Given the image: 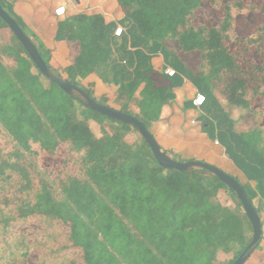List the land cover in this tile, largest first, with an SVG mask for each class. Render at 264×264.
Here are the masks:
<instances>
[{"label":"trees","instance_id":"trees-1","mask_svg":"<svg viewBox=\"0 0 264 264\" xmlns=\"http://www.w3.org/2000/svg\"><path fill=\"white\" fill-rule=\"evenodd\" d=\"M4 1L52 71L107 106L113 98L96 99L95 82L117 88V109L155 139L151 122L168 105L167 130L207 132L231 159L239 151L264 198V0H79L80 9L60 14L67 0ZM159 55L175 75L155 68ZM33 68L0 19V264H120L115 253L128 264H223L217 255L239 241L233 262L251 239L246 223L252 232L234 191L198 170L160 167L136 129L86 108L106 136L97 140L70 117L73 103H84ZM195 85L200 108L188 97ZM186 109L196 120L169 124ZM12 177L19 186L8 191ZM222 190L234 208L222 209ZM120 244L128 248L117 252Z\"/></svg>","mask_w":264,"mask_h":264},{"label":"water","instance_id":"water-1","mask_svg":"<svg viewBox=\"0 0 264 264\" xmlns=\"http://www.w3.org/2000/svg\"><path fill=\"white\" fill-rule=\"evenodd\" d=\"M76 2L79 3V0H76ZM0 19L3 20V22L9 27L14 36L21 43V45L29 55L32 63L44 77H46L49 81L55 83L67 95L78 97L84 103V106L87 109L95 111L107 118L129 125L132 128L136 129L151 149V152L160 167H163L165 169H174L183 173H188L192 170L200 169L203 172H207L210 175L214 176L227 188L234 191L247 215V218L250 221L252 234L250 241L231 264H246L253 251L257 248L263 235L261 217L258 214L255 206L251 202L245 187L233 175L224 172L215 165L206 161L197 159H173L169 154L163 151L160 144L148 131L143 121L133 115L123 112L120 109H115L96 101L88 94L85 89L79 87L78 85L67 82L64 78L52 72V70L48 67V65L38 52L34 43L24 33V31L14 20V18H12L10 14L3 8L1 3Z\"/></svg>","mask_w":264,"mask_h":264},{"label":"crops","instance_id":"crops-1","mask_svg":"<svg viewBox=\"0 0 264 264\" xmlns=\"http://www.w3.org/2000/svg\"><path fill=\"white\" fill-rule=\"evenodd\" d=\"M91 6L89 3L83 5V9ZM67 7H71L74 9H80V2L77 3L75 0V4H70V6H66L64 10H66ZM130 38H128V45L129 48L134 50L137 46L140 47L139 43H136L134 47L130 46ZM150 48H153V46H150ZM155 57L152 60V63H156V67H158V64L160 61L164 62L163 57L159 55V57ZM63 64H67V61L59 58L58 59ZM165 64V63H164ZM169 65V64H166ZM94 80L92 77L88 78H82L80 79L81 83L83 85H87L89 81ZM96 88L103 86L104 84L100 83L99 81H96ZM193 85V84H190ZM196 86V85H195ZM196 92H198V86H196V89L189 93L188 97L194 98ZM102 94V91H100ZM140 97V96H139ZM154 106L157 107L158 102L153 101ZM200 112L197 108L195 109ZM171 113V108L168 105H163L161 107V117L158 121H152L151 122V130L153 134L155 135L156 139L159 141L160 145L163 149H166L167 152L172 153L174 155L180 154V160H189V159H202L208 163H211L225 172L233 175L236 177L248 191V194L250 195L252 199V203L255 207H260L261 209V219H264V198L261 197L259 194L256 182L250 178V176L247 174L246 170L243 168V164H240V162L245 161L241 158L240 152L236 150V157L231 159L226 157V148L221 145L220 143H216L213 141V137L210 138L207 132H198V133H187L182 137H178L177 129H171L167 130L165 124L166 119ZM203 114V112H200ZM190 118L191 120H196V117L193 115L192 111L189 109L185 112H183V115H181L180 120H170L169 124L177 125L183 122L184 119ZM214 137L217 138L216 132H214ZM231 139V138H230ZM245 183V185L243 184ZM225 198L231 202H233L232 208L236 206V200L225 190L221 191V198ZM246 232H248V229H246ZM262 238L257 246V248L254 250V252L251 254L249 259L247 260L246 264H264V226H262Z\"/></svg>","mask_w":264,"mask_h":264},{"label":"rangeland","instance_id":"rangeland-1","mask_svg":"<svg viewBox=\"0 0 264 264\" xmlns=\"http://www.w3.org/2000/svg\"><path fill=\"white\" fill-rule=\"evenodd\" d=\"M2 3H4L5 1L4 0H1ZM14 46H7V48H5V52L7 53V55L9 56H13L16 52H17V49H16V43L14 41H11ZM154 43H151V44H156L158 46V42L157 41H152ZM150 45V44H148ZM56 60L59 59V57L56 55L55 57ZM157 58L155 57L154 60H156ZM162 64H171L170 62L173 63V61H170V60H166L164 62L160 61ZM33 72H37L36 69H32ZM54 72V71H52ZM55 73V72H54ZM83 86H86V85H83ZM111 86V85H110ZM109 85L106 86V85H103V86H100V87H97L96 88V85L93 86V89H95V94H93V96L104 102V100L106 99L105 98V95L108 94L109 96H111L113 98V100H109V105L115 109L119 108L120 105L122 104V102L117 99V88H114V87H110ZM92 88V87H91ZM100 91H102V93L104 94H101ZM149 101H151V99L149 98ZM148 101V102H149ZM39 115H41L40 111L37 109L36 111ZM70 117L75 120L76 122L78 123H82V124H85L89 127L91 133L93 134V136L99 140V141H105L106 140V136L105 134L103 133L102 129L100 128L99 124L97 122H95L94 120H91V115H90V112L86 109V107L79 103V102H74L73 103V107L72 109L70 110ZM40 123L43 125V127H46L49 129L48 125L45 123L44 120H40ZM1 126V125H0ZM129 136L131 138V140L133 141H138L139 140V137H138V134L134 131V130H131L130 133H129ZM0 138H1V134H0ZM13 139V138H12ZM230 140V139H229ZM163 149V148H162ZM166 149H163V151H165ZM174 156V155H172ZM177 156V157H176ZM175 157L177 158V160L179 159L180 160V154L178 155H175ZM59 158H61V156H59ZM40 170L45 174V175H48L47 173V170L40 167ZM195 170H198L199 172H201L202 174H206V175H210L209 173L207 172H203L202 170L200 169H195ZM242 182V181H240ZM245 185V183H243ZM19 186V181L16 179V177H12L11 181H10V184L7 186V189L8 191H12L14 189H17ZM0 195L4 196V194H2V192H0ZM220 202H221V206H222V209L223 208H227V209H230L232 208L233 206V202L225 199V198H220ZM218 214H221L222 211L219 209L217 211ZM100 218H102L100 216ZM245 228L248 229V232L247 235L251 236L252 232L250 231V228L248 226V224L246 223L245 224ZM243 244L240 243L239 241H233L230 245V251L228 253H219L217 255L218 259H220L223 264H228L238 253V251L242 248ZM124 248H128L126 247L124 244H120L118 247H117V252L120 251V249H124ZM114 251L112 248L110 250V252L113 254ZM114 255V254H113ZM115 258L120 262V264H128L121 256H119L118 254L115 253Z\"/></svg>","mask_w":264,"mask_h":264},{"label":"built area","instance_id":"built-area-1","mask_svg":"<svg viewBox=\"0 0 264 264\" xmlns=\"http://www.w3.org/2000/svg\"><path fill=\"white\" fill-rule=\"evenodd\" d=\"M70 4L74 5L75 4V0H67L66 4H64V5L60 6L59 8H57L56 13L60 14V13L65 12V10H64L65 7L66 6H70ZM125 30L126 29L123 26H121L120 24H117V26H116V28L114 30V35L115 36H121L123 33L126 32ZM163 66H164V69H163V73L164 74H166L168 76H173V75L176 74V70L174 68H172L171 66L165 65V64H163ZM204 99H205L204 95L199 93V92H197L196 95H195V98L193 100V103H194V105L197 108H200L201 105L204 103ZM213 141L216 142V143H219L218 140H216V139L213 140ZM225 155H226V157L230 158L229 154L227 153V151H226ZM261 225L264 226V219H261Z\"/></svg>","mask_w":264,"mask_h":264}]
</instances>
